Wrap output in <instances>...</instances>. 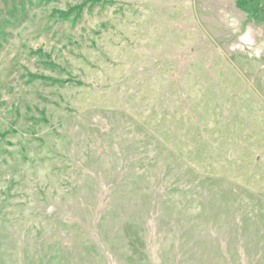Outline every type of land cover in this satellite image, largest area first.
<instances>
[{
	"label": "rangeland",
	"instance_id": "rangeland-1",
	"mask_svg": "<svg viewBox=\"0 0 264 264\" xmlns=\"http://www.w3.org/2000/svg\"><path fill=\"white\" fill-rule=\"evenodd\" d=\"M0 0V264H264V0Z\"/></svg>",
	"mask_w": 264,
	"mask_h": 264
},
{
	"label": "trees",
	"instance_id": "trees-1",
	"mask_svg": "<svg viewBox=\"0 0 264 264\" xmlns=\"http://www.w3.org/2000/svg\"><path fill=\"white\" fill-rule=\"evenodd\" d=\"M237 5L247 12L258 9L257 0H236Z\"/></svg>",
	"mask_w": 264,
	"mask_h": 264
}]
</instances>
